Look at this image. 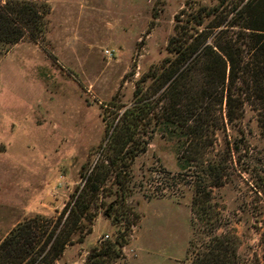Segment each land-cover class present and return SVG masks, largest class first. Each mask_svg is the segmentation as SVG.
<instances>
[{
  "label": "rangeland",
  "instance_id": "rangeland-1",
  "mask_svg": "<svg viewBox=\"0 0 264 264\" xmlns=\"http://www.w3.org/2000/svg\"><path fill=\"white\" fill-rule=\"evenodd\" d=\"M36 1L49 8L43 37H25L0 51V242L17 224L33 220L39 243L28 258L41 251L37 258L47 259L46 236L86 177L106 172L101 164L109 137L143 87L146 100L157 106L140 128L147 149L126 169L124 206L109 175L90 216L49 264H85L89 254L119 235L122 254L109 264H192L189 241L198 239L191 221L193 168L179 164L178 129L169 133L156 120L164 87L145 77L172 57L166 47L175 15L216 0ZM257 117L246 106L244 137L227 122L224 109L216 111L209 127L214 133L207 136L213 144L208 151L225 158L232 150L228 176L212 189V202L224 224L217 232L235 231L245 264H264V132ZM48 196L58 205L47 203ZM112 204L129 213L126 220Z\"/></svg>",
  "mask_w": 264,
  "mask_h": 264
},
{
  "label": "trees",
  "instance_id": "trees-1",
  "mask_svg": "<svg viewBox=\"0 0 264 264\" xmlns=\"http://www.w3.org/2000/svg\"><path fill=\"white\" fill-rule=\"evenodd\" d=\"M243 1L216 0L213 6L194 3L183 8L175 15L173 35L166 47L172 57L164 58L145 77L156 81L159 88L164 87L162 110L159 116L153 114L165 131L173 133L178 129L179 164L182 169L193 168L189 171L193 191L191 221L198 239L189 241L192 264H245L235 231L217 232L224 224L212 202V189L222 186L228 176L232 150L222 158L220 152L208 151L213 144L207 142V136L214 133L209 127L214 126L216 111L221 113L223 109L227 122L245 137L242 119L249 106L257 112L264 132V0ZM48 14L43 1L0 0V51L25 37H43ZM142 90L143 87L135 91V104L123 111L109 137L101 164L106 163V172L92 171L86 177L83 188L70 195L46 236L47 259L37 258L41 251L28 258L39 243L38 225L30 220L17 224L0 242V264H49L58 258L81 220L90 216L91 206L102 194L101 187L109 175L116 186L114 195L124 206L128 194L126 169L147 149V142L140 139V128L157 106L150 105ZM248 150L246 147L245 152ZM114 204L110 208L126 220L129 213L118 211L120 207ZM117 215L115 222L120 221ZM261 236L264 246L263 232ZM122 246L119 235L89 254L85 264H109L121 256Z\"/></svg>",
  "mask_w": 264,
  "mask_h": 264
},
{
  "label": "water",
  "instance_id": "water-1",
  "mask_svg": "<svg viewBox=\"0 0 264 264\" xmlns=\"http://www.w3.org/2000/svg\"><path fill=\"white\" fill-rule=\"evenodd\" d=\"M45 201L47 203H49L50 205H58V203H59L58 199H55V198L50 197V196L46 197Z\"/></svg>",
  "mask_w": 264,
  "mask_h": 264
},
{
  "label": "built area",
  "instance_id": "built-area-1",
  "mask_svg": "<svg viewBox=\"0 0 264 264\" xmlns=\"http://www.w3.org/2000/svg\"><path fill=\"white\" fill-rule=\"evenodd\" d=\"M105 54L108 55V56H113L112 52L108 49L105 50Z\"/></svg>",
  "mask_w": 264,
  "mask_h": 264
}]
</instances>
